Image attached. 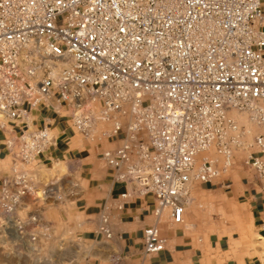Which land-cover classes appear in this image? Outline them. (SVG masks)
Returning <instances> with one entry per match:
<instances>
[{
	"label": "built area",
	"instance_id": "1",
	"mask_svg": "<svg viewBox=\"0 0 264 264\" xmlns=\"http://www.w3.org/2000/svg\"><path fill=\"white\" fill-rule=\"evenodd\" d=\"M40 104L64 107L68 127L91 141L118 137L101 159L113 181L154 197L142 241L157 253L163 227L183 223L192 186L214 184L236 159L264 192V0H0V118L19 130L5 143L0 231L17 243L50 237L48 226L40 240L27 233L37 216L18 214L55 185L30 175L57 144L49 125L33 128ZM109 207L97 227L108 239Z\"/></svg>",
	"mask_w": 264,
	"mask_h": 264
},
{
	"label": "crops",
	"instance_id": "2",
	"mask_svg": "<svg viewBox=\"0 0 264 264\" xmlns=\"http://www.w3.org/2000/svg\"><path fill=\"white\" fill-rule=\"evenodd\" d=\"M49 110L51 109L40 104L31 111L33 128L49 125L51 130L57 132L55 134L57 144L39 156L43 166L38 170L46 169L43 168L44 165L52 162L54 158H61L55 163L69 164L70 169L73 170L75 158L71 157L69 145L71 137L67 136V127H64L61 121L57 120L56 116H53ZM53 122L55 124L52 127ZM5 125L9 126L10 130H7ZM7 132L16 136L19 130L9 122H5L4 126L0 127V188L3 177L10 170V166L6 169L7 166L4 163L8 157L11 165V153L5 145L6 141L9 140ZM117 141L118 145L119 140ZM83 164L89 165L86 168L87 172L83 173L81 170L80 175L83 173L85 177L87 176L86 193L90 197L79 198L80 203L77 207L81 210L77 225L73 223L75 225L74 232L80 235L79 238L89 242L90 249L88 256L79 264H264L262 261L264 260V192L251 170L248 169L249 176L241 177L242 187L238 196L245 198L257 237L255 243L257 242L258 245H255L251 240L243 241L234 236H219L211 233L207 239H204L186 234L180 228L169 230L164 228L162 235L166 238L165 248L157 253L146 255L143 251L142 234L145 227L154 221L152 213L156 206L154 197L150 194H137L133 191L132 183L124 184L113 181L111 170L105 163L106 169L103 172H96L94 164L91 162H82ZM224 183H226L225 188L230 187L229 179H225ZM201 185H205L204 189L207 190L209 188L206 185L213 184ZM125 190L133 191V196L124 202L121 209H117L113 204V198ZM104 204L110 205L107 211L112 232L110 239L105 238L97 231ZM83 220L88 221L83 222ZM83 225L87 226V229L80 231L78 227ZM43 227L47 226L44 225Z\"/></svg>",
	"mask_w": 264,
	"mask_h": 264
},
{
	"label": "rangeland",
	"instance_id": "3",
	"mask_svg": "<svg viewBox=\"0 0 264 264\" xmlns=\"http://www.w3.org/2000/svg\"><path fill=\"white\" fill-rule=\"evenodd\" d=\"M58 110L59 114L53 110L49 111L53 116H56L57 120L61 121L64 127H67V136L71 137L69 144L71 157L75 158L74 168L71 170L69 164L55 163L61 158H54L52 162L44 165L43 168L46 169L30 172L32 178L43 176L44 181L49 179L55 185L47 197L42 195L41 190H37L34 196L26 197L18 209L21 220L25 221L29 214L37 216L38 225L33 228L28 227L27 233L38 235L40 240L43 231H45L42 227L45 225L49 227L47 233L50 237L39 243L28 241L17 243L14 237H7L0 231V264H79L89 254V242L79 238L80 235L74 232V226L77 225L81 210L77 207L80 203L79 198L90 197L86 193L87 176L83 175L87 172L86 168L89 165H82V162L94 164L96 172L105 171L106 166L98 152L115 147L118 137L91 141L81 133L70 130L67 117H60L67 114L66 109L62 107ZM1 122L5 123L6 120L0 118ZM54 124L53 122L52 127ZM5 126L7 130H10L9 126ZM52 133L55 135L57 132L52 130ZM7 136L9 140L15 141L16 139L13 133L7 132ZM4 163L7 166L6 169L9 166L11 169L12 163L10 165L9 157ZM81 170H83L82 175H80ZM249 174L248 169L242 166L239 159H236L228 173L216 180L213 185H206L209 189H204L205 185L194 184L190 190L191 199L187 203L183 223L167 229L180 228L186 234L196 238L207 239L208 235L215 233L219 236H234L239 240H251L255 243L257 237L252 226L249 209L245 198L238 196L242 187L241 177L249 176ZM225 179L230 181L229 188L221 185ZM84 218L86 219V217ZM162 220H167L166 212ZM85 221L88 220H83V222ZM78 229L81 231L87 229V226L83 225ZM255 245H258L257 242ZM259 256L261 255L259 254ZM262 261L264 262V260Z\"/></svg>",
	"mask_w": 264,
	"mask_h": 264
},
{
	"label": "bare ground",
	"instance_id": "4",
	"mask_svg": "<svg viewBox=\"0 0 264 264\" xmlns=\"http://www.w3.org/2000/svg\"><path fill=\"white\" fill-rule=\"evenodd\" d=\"M240 120H241V122H246V119H245V117H243V116H241L240 117ZM57 165V164H56ZM41 193H42V191H41ZM43 195V194H42Z\"/></svg>",
	"mask_w": 264,
	"mask_h": 264
}]
</instances>
